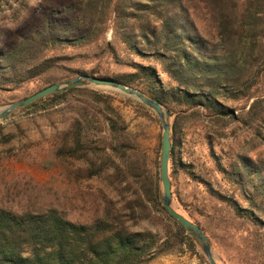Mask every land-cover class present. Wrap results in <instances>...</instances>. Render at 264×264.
I'll use <instances>...</instances> for the list:
<instances>
[{
    "label": "trees",
    "instance_id": "1",
    "mask_svg": "<svg viewBox=\"0 0 264 264\" xmlns=\"http://www.w3.org/2000/svg\"><path fill=\"white\" fill-rule=\"evenodd\" d=\"M35 1L39 9L24 22L15 42L0 48V92L42 81L38 92L86 75L134 87L156 100L173 118L168 176L172 200L182 208V213L179 208L177 212L213 240L175 188L181 172L195 184L202 200L225 208L232 214L225 212L227 219L242 226L246 241L237 252L241 261L264 264V159L239 156L224 164L210 146L224 185L215 189L195 171L193 162L184 163L178 155L185 139L183 122L195 114L221 126L238 121L264 139V0ZM29 10L28 0H0V29L5 13L19 19ZM109 30L112 40L105 38ZM83 46L90 50L55 54ZM82 61H90V66L65 65ZM76 95L85 100L72 111L68 124L60 128L52 124L47 135L51 144H59L51 150L52 158L71 168L79 183L114 165L118 179L126 172L133 180L134 203L123 206L127 214L115 212L108 204L103 214L85 222L71 220L54 205L0 204V264H147L184 244L201 264H209L197 251L199 241L163 207L159 174L132 152L136 139L111 96L76 86L21 110L46 102L59 105ZM16 101L14 96L8 100ZM243 101L242 112L235 115L234 104ZM136 106L147 113L143 104ZM35 141L14 128L4 132L0 124V152ZM146 222L158 229H142ZM223 232L228 234L230 227Z\"/></svg>",
    "mask_w": 264,
    "mask_h": 264
},
{
    "label": "rangeland",
    "instance_id": "2",
    "mask_svg": "<svg viewBox=\"0 0 264 264\" xmlns=\"http://www.w3.org/2000/svg\"><path fill=\"white\" fill-rule=\"evenodd\" d=\"M53 1L63 4L69 0ZM28 2L30 10L22 14L21 18L15 19L12 13L7 12L1 20L0 48L2 50L15 42L16 34L23 30L24 22L34 16L36 9H39V3L35 0H28ZM105 38L113 39L111 30L105 34ZM89 50L90 48L83 46L78 49H63L55 54H83ZM73 63L65 65L82 68L90 66V61L86 64L83 61ZM110 67L115 66L110 65ZM64 81L66 80L59 82ZM42 86V81H36L25 84L17 90L0 92V100L5 101L4 104H0V108L9 103L11 96L20 100ZM82 87L111 96L113 106L127 124V130L136 139L132 144V152L144 157L148 169L152 173L159 174L162 128L160 121L155 120L157 117L155 112L143 104L147 113H141L136 106V103H140L138 100L115 88L91 83H85ZM80 97L76 95L71 100L54 106L46 102L28 110L19 108L0 120L4 132L14 128L20 135L26 134L38 140L32 144H16L12 149L0 152V204L14 207L28 203H34L35 206L54 205L63 210L71 220L85 222L103 214L108 204L115 212L120 213L125 212L123 206L134 203L136 191L133 180L126 172L123 179H118L114 165H110L100 176L79 183L71 172V168L62 167L56 159L52 158L51 150L59 144H51V139L47 137L48 133L52 132L51 125L58 128L64 124L67 125L72 111L85 100V97L83 99ZM244 104V101L234 104L235 115L242 112L241 108ZM249 104L250 102L246 108ZM172 121L173 118L170 117L169 122ZM183 123L182 131L185 139L178 155L184 163L193 162L195 171L209 179L215 189H220L224 185L221 174L218 173L214 160L210 156V146L213 147L215 154L221 157L224 164L233 162L239 156L264 159V139L259 138L256 131L238 121L221 126L214 124L204 115L195 114L187 116ZM261 134H264V131ZM107 151L110 150L107 149ZM81 167L85 169L84 165ZM159 186L162 191L160 180ZM175 188L190 214L199 220L207 233L211 235L213 240L210 241L208 238V241L216 263L245 264L237 254L240 246L242 247L246 241L245 235L241 234L243 228L239 222L227 219L224 215L227 212L225 208L221 209L206 198L202 200L203 195L199 194L195 184L181 172L175 180ZM171 204L175 210L179 208L182 213V208L172 200V197ZM227 213L232 215L231 212ZM141 226L142 229H158L148 222ZM227 226L230 227L228 234L223 232ZM197 251L207 261L200 242ZM147 264H201V261L198 255L193 254L188 245L184 244L156 257Z\"/></svg>",
    "mask_w": 264,
    "mask_h": 264
},
{
    "label": "water",
    "instance_id": "3",
    "mask_svg": "<svg viewBox=\"0 0 264 264\" xmlns=\"http://www.w3.org/2000/svg\"><path fill=\"white\" fill-rule=\"evenodd\" d=\"M85 83H91L95 85L109 86L119 90L120 92L138 100L140 103L151 108L161 123L162 136H161V154H160V166H159V177L162 184V205L168 214L175 219L179 224L185 228L191 236H194L201 244L202 251L209 264H217L208 241V237L201 230V228L195 223L188 220L182 214L177 212L171 204V182L168 176V165L170 159V122L171 113L162 107L156 100L146 96L140 90L134 87H127L123 84L112 81L104 80L97 77H90L86 75H81L73 79L66 80L64 82H56L50 86L43 88L42 90L35 92L34 94L16 101L4 105L0 108V120L6 118L12 111L26 107L36 100L46 97L47 95L53 94L55 92L72 88L76 86H83Z\"/></svg>",
    "mask_w": 264,
    "mask_h": 264
}]
</instances>
